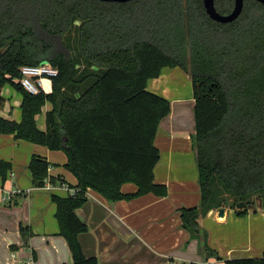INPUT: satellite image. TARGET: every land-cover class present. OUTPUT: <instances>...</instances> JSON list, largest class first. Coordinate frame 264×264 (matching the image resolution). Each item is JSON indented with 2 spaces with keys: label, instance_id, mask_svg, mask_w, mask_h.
I'll return each mask as SVG.
<instances>
[{
  "label": "trees",
  "instance_id": "1",
  "mask_svg": "<svg viewBox=\"0 0 264 264\" xmlns=\"http://www.w3.org/2000/svg\"><path fill=\"white\" fill-rule=\"evenodd\" d=\"M215 6L227 14L234 0H215ZM46 61L59 70L52 90L32 94L19 81L20 68ZM165 67H180L192 82L201 201L182 208L181 220L209 250L200 219L228 205L213 200L217 181L232 195L238 215L256 211L260 196L264 207V4L244 0L238 18L222 23L209 16L203 0H0V107L8 83L22 96L21 120L0 117V133L67 155L79 191L52 194V200L74 264H98L79 241L88 226L76 209L89 188L110 202L168 193L154 179L161 156L155 138L172 105L148 88ZM47 102L42 131L36 115ZM50 166L32 157L34 188L62 181L50 176ZM11 170L0 159L2 185ZM128 182L136 184L135 192L122 191ZM27 230L32 233L21 227L23 236ZM225 264H264V256Z\"/></svg>",
  "mask_w": 264,
  "mask_h": 264
},
{
  "label": "crops",
  "instance_id": "2",
  "mask_svg": "<svg viewBox=\"0 0 264 264\" xmlns=\"http://www.w3.org/2000/svg\"><path fill=\"white\" fill-rule=\"evenodd\" d=\"M189 76L180 67H165L159 77L149 80L148 88L166 97L172 105L183 98L181 88L176 90L175 83L181 79L186 81ZM51 90L52 80L45 79L44 91ZM1 93L5 101L0 107V117L20 121L21 94L14 90L6 94L4 87ZM184 107L181 105L177 112L175 109L167 116L171 119L168 127L177 128L179 135L167 127L168 118L165 117L155 138L161 156L154 168V179L167 186L166 196L148 193L131 200L110 202L89 188L87 201L76 209L77 216L88 226L87 231L79 234V241L86 256L96 257L98 264H225L227 259L264 256V207L238 215L227 205L223 207L224 216L219 215L220 208L211 209L200 219L209 250L204 249L203 241L192 238L182 226L181 209L199 206L201 201L190 136L192 129H189L192 126H184L183 119L190 118ZM50 109L51 103L47 102L36 115L37 127L42 131L46 130V113ZM168 129L170 132L166 133ZM29 142L16 139L13 134L0 133V159L12 164L3 187L5 190H30L27 196H15L10 202L1 200L4 192L0 190V264H18L20 260L30 259L35 264H74L68 242L60 233L53 193L48 194L54 207L46 206L45 199L32 196L37 190L69 196V188L77 187V178L66 168L65 152L61 154L45 145L32 142L30 145ZM22 144L30 151V161L34 155L47 160L51 164L50 176L62 181L53 188H34L28 168L30 161L27 165L29 153L22 160L15 151V147ZM64 171L67 176L62 173ZM20 172H26L28 180L22 181ZM136 190V184L131 182L122 186L124 193ZM22 226L29 227L32 233L27 230L23 236Z\"/></svg>",
  "mask_w": 264,
  "mask_h": 264
},
{
  "label": "rangeland",
  "instance_id": "3",
  "mask_svg": "<svg viewBox=\"0 0 264 264\" xmlns=\"http://www.w3.org/2000/svg\"><path fill=\"white\" fill-rule=\"evenodd\" d=\"M181 81H177L175 84L177 86V89L176 90H178V89L180 90V88H181L180 91H181V96H183V98L176 100V102L174 101V103L172 104V109H171V112L170 113H173V111L175 109H176V112H177L179 110V107L181 105H184L185 106L184 109H187V111L186 110L185 111L190 115V118H186V119L184 118L183 119L184 120V126L185 127L192 126V127L189 128V129H192L191 134H190V136L192 138V136L195 133V117H194V101H193L192 82H191L190 76H189V78L186 81H183L182 79H181ZM12 90H14V92L17 91L19 93V91L13 85H11L9 83L4 86V92L6 94L9 91L12 92ZM170 113H169L168 117L170 116ZM168 117L166 116V119ZM169 123H171V119L170 118H168V120L166 121V124H168L167 127L169 126ZM168 128L170 130H172V132L174 134L179 135L178 130H176L177 128H173L172 126L171 127H168ZM169 129L166 131V133L167 132L168 133L170 132ZM28 144H30V142ZM15 151L20 156V158L22 160L25 159L27 153H29V160L27 162V165H28V163L30 161V151L25 146V144H22L20 146H16L15 147ZM56 152H59L61 154L64 153L63 150H57ZM60 166L62 167V165H60ZM62 173L67 176V174H66L65 171L62 172ZM19 175H20V179H22V181L23 180H28V176L29 175L26 172H20ZM58 192H61V191H58ZM48 193L49 194L50 193H53L54 194L55 192L46 191V190H37V191L34 192V195L32 197L33 198H36L38 200L39 199H45V201H47L46 206H53L54 207L55 205L51 201L50 196H49ZM262 197L260 196L257 199V202L256 203L258 204V208H262V200H261ZM213 200H214L215 203L226 202V204H228V205H231L233 203V197H232V195L230 193H228L218 181L213 186Z\"/></svg>",
  "mask_w": 264,
  "mask_h": 264
},
{
  "label": "built area",
  "instance_id": "4",
  "mask_svg": "<svg viewBox=\"0 0 264 264\" xmlns=\"http://www.w3.org/2000/svg\"><path fill=\"white\" fill-rule=\"evenodd\" d=\"M20 71L22 76L19 81L22 87L32 94H37L41 90L44 91V80L45 79L52 80V78L57 76L59 73L58 68L47 61L37 65H23L20 68ZM53 185L54 184L50 180H47L44 187L53 188ZM0 190L4 192V195L1 198L3 202H10L13 197L23 195L25 192L28 194L30 193V190L27 191H23L20 189L5 190V188L1 183H0ZM69 191H70V195H75L79 191V188L78 187L69 188ZM18 264H35V262L31 259L28 261L20 260Z\"/></svg>",
  "mask_w": 264,
  "mask_h": 264
},
{
  "label": "water",
  "instance_id": "5",
  "mask_svg": "<svg viewBox=\"0 0 264 264\" xmlns=\"http://www.w3.org/2000/svg\"><path fill=\"white\" fill-rule=\"evenodd\" d=\"M102 1H114V2H126L129 0H102ZM264 4V0H257ZM205 9L209 16L218 22L227 23L235 20L241 14L244 7V0H234V7L230 13L223 14L216 9L215 0H203ZM244 202H240L238 207H243ZM225 209L222 207L219 209V215L224 216Z\"/></svg>",
  "mask_w": 264,
  "mask_h": 264
}]
</instances>
